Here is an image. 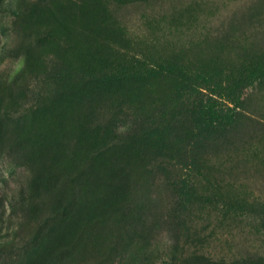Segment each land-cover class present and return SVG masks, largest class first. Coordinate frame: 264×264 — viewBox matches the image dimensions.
<instances>
[{"label": "rangeland", "instance_id": "374dc122", "mask_svg": "<svg viewBox=\"0 0 264 264\" xmlns=\"http://www.w3.org/2000/svg\"><path fill=\"white\" fill-rule=\"evenodd\" d=\"M258 263L264 0H0V264Z\"/></svg>", "mask_w": 264, "mask_h": 264}, {"label": "trees", "instance_id": "16d2710c", "mask_svg": "<svg viewBox=\"0 0 264 264\" xmlns=\"http://www.w3.org/2000/svg\"><path fill=\"white\" fill-rule=\"evenodd\" d=\"M261 263V262H260ZM259 264V263H258Z\"/></svg>", "mask_w": 264, "mask_h": 264}]
</instances>
